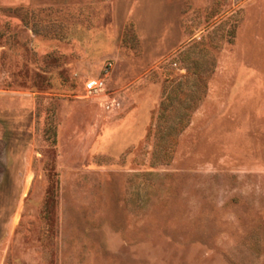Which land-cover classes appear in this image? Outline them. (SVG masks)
Instances as JSON below:
<instances>
[{
	"label": "rangeland",
	"instance_id": "rangeland-1",
	"mask_svg": "<svg viewBox=\"0 0 264 264\" xmlns=\"http://www.w3.org/2000/svg\"><path fill=\"white\" fill-rule=\"evenodd\" d=\"M0 264H264V0H0Z\"/></svg>",
	"mask_w": 264,
	"mask_h": 264
},
{
	"label": "built area",
	"instance_id": "built-area-1",
	"mask_svg": "<svg viewBox=\"0 0 264 264\" xmlns=\"http://www.w3.org/2000/svg\"><path fill=\"white\" fill-rule=\"evenodd\" d=\"M104 81L102 79H90L83 85V90L88 95H98L104 90Z\"/></svg>",
	"mask_w": 264,
	"mask_h": 264
}]
</instances>
